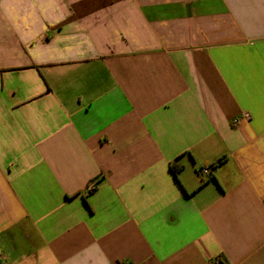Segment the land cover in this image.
Instances as JSON below:
<instances>
[{
  "label": "crops",
  "instance_id": "obj_1",
  "mask_svg": "<svg viewBox=\"0 0 264 264\" xmlns=\"http://www.w3.org/2000/svg\"><path fill=\"white\" fill-rule=\"evenodd\" d=\"M0 250L264 264V0H0Z\"/></svg>",
  "mask_w": 264,
  "mask_h": 264
},
{
  "label": "built area",
  "instance_id": "obj_2",
  "mask_svg": "<svg viewBox=\"0 0 264 264\" xmlns=\"http://www.w3.org/2000/svg\"><path fill=\"white\" fill-rule=\"evenodd\" d=\"M250 114L247 112L242 113L239 116H236L232 119V122L234 124H237L241 121V119H249ZM201 174H208L209 173V168L208 167H203L199 171ZM93 188V187H92ZM0 264H11L8 260L5 258V254L0 250Z\"/></svg>",
  "mask_w": 264,
  "mask_h": 264
},
{
  "label": "trees",
  "instance_id": "obj_3",
  "mask_svg": "<svg viewBox=\"0 0 264 264\" xmlns=\"http://www.w3.org/2000/svg\"><path fill=\"white\" fill-rule=\"evenodd\" d=\"M181 168H182L181 165L178 166V167H176V168H174V173H175V175L177 174V172H178Z\"/></svg>",
  "mask_w": 264,
  "mask_h": 264
}]
</instances>
